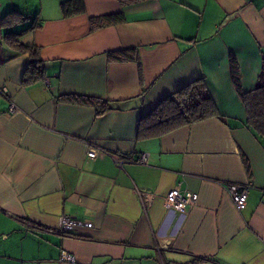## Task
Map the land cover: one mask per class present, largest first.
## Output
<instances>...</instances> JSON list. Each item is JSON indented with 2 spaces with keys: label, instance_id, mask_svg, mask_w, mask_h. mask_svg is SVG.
Here are the masks:
<instances>
[{
  "label": "crops",
  "instance_id": "crops-1",
  "mask_svg": "<svg viewBox=\"0 0 264 264\" xmlns=\"http://www.w3.org/2000/svg\"><path fill=\"white\" fill-rule=\"evenodd\" d=\"M63 1L0 0V264H264V143L230 65L232 53L255 88L264 0H85L71 16ZM116 12L122 21L91 28ZM32 24L19 39L40 48L46 73L24 82L31 57L7 32ZM130 47L140 61L109 59ZM198 79L220 116L138 135L144 115ZM142 152L147 163L130 160ZM247 183L238 206L227 186ZM178 187L198 194L183 214L166 206ZM66 214L75 228L49 231Z\"/></svg>",
  "mask_w": 264,
  "mask_h": 264
},
{
  "label": "trees",
  "instance_id": "trees-1",
  "mask_svg": "<svg viewBox=\"0 0 264 264\" xmlns=\"http://www.w3.org/2000/svg\"><path fill=\"white\" fill-rule=\"evenodd\" d=\"M64 16L82 13L86 10L85 0H64L61 3ZM124 19L121 12L92 16L91 28L97 29L110 24H115ZM35 24L21 32H7L8 44L30 55L31 60L27 65L23 80L42 78L46 73L44 61L40 59V48L34 44L23 43L19 36ZM108 57L112 61L136 60L140 61L139 52L135 47L123 48L110 51ZM232 79L235 88L240 95L247 111L245 124L264 143V71L254 89L246 91L243 88L238 60L234 54H230ZM70 101L90 104L96 107L97 112L102 114L111 108L108 100L86 95H68ZM220 116V112L210 95L208 87L203 79H198L185 85L178 91L168 95L151 112L144 115L138 123V135L140 137L159 136L168 133L178 127L190 125L211 117ZM70 233V232H69Z\"/></svg>",
  "mask_w": 264,
  "mask_h": 264
},
{
  "label": "built area",
  "instance_id": "built-area-1",
  "mask_svg": "<svg viewBox=\"0 0 264 264\" xmlns=\"http://www.w3.org/2000/svg\"><path fill=\"white\" fill-rule=\"evenodd\" d=\"M11 111H15L16 107L11 105ZM131 161L139 163H147L148 153L142 152L136 158L131 157ZM117 162L122 164L124 161L121 158H117ZM251 183L247 184H228V192L231 195L232 199L238 206H243L248 199ZM198 200V194L188 189H181L180 187L175 188L169 192L166 197V206L172 211H178L181 214L187 211L188 205H193ZM78 224V221L70 215H63L60 218L59 225L57 228H49L51 232H59L62 234H67L71 232L75 226ZM91 225V224H90ZM64 259L70 262H76V257L72 254L64 252Z\"/></svg>",
  "mask_w": 264,
  "mask_h": 264
}]
</instances>
